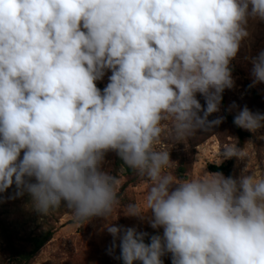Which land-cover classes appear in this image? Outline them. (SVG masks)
<instances>
[{
  "label": "clouds",
  "instance_id": "clouds-1",
  "mask_svg": "<svg viewBox=\"0 0 264 264\" xmlns=\"http://www.w3.org/2000/svg\"><path fill=\"white\" fill-rule=\"evenodd\" d=\"M249 19L264 20V0H0V193L15 184L42 216L64 202L78 221L107 220L118 203L103 168L112 151L152 182L149 223L163 229L145 243L148 233L107 224L124 264H163L166 253L172 264H264V178L178 182L163 171L169 152L154 148L169 120L178 139L223 122L208 117L234 86ZM252 64L264 82V51ZM233 122L256 133L264 113L245 106Z\"/></svg>",
  "mask_w": 264,
  "mask_h": 264
},
{
  "label": "rangeland",
  "instance_id": "rangeland-1",
  "mask_svg": "<svg viewBox=\"0 0 264 264\" xmlns=\"http://www.w3.org/2000/svg\"><path fill=\"white\" fill-rule=\"evenodd\" d=\"M246 27L249 36L241 42L236 57L230 61L234 86L225 89L226 98L232 112L238 113L247 106L252 112L264 113V82L254 83L252 75V59L264 51V20L249 19ZM111 74V70H106L103 78L96 81L101 91L109 83L108 78ZM248 86L258 94L257 100L253 99L251 94H247ZM196 98L202 107H206L201 94L197 93ZM213 114L215 119L220 117L221 107L219 112ZM210 130L211 136L206 140L203 137L201 144L192 146L187 140L189 136L178 139L172 131V121H167L165 131L154 145L156 151L169 152L171 162L163 171L172 175L177 181V167L181 162L186 166L187 179H202L210 173L207 166H219L231 160V158L224 159L220 153L222 148L237 145L234 131L224 122L213 126ZM243 130L249 134L243 146L247 156L245 159H235L234 179L238 180L243 174H252L255 179H262L264 178V128L256 133ZM200 132L203 130H198L192 136L198 139ZM22 157L23 152H21ZM103 168L117 181L115 187L118 203L114 205L107 220L104 217H94L89 221H78L64 202L60 207L51 209L46 216H42L32 207L29 193L24 191L21 196L15 195L17 191L15 184L6 192L0 193V212L12 210L9 218L15 221L21 236L46 229L55 230L51 241L38 253L32 264H118L119 247L110 251L113 237L106 228L109 223L125 228L135 227L138 232H146L148 235H162V228L153 229L149 223L151 211H148L146 196L152 182L135 170L131 174L127 173L119 162V156L112 151L106 153ZM31 182H35L34 178ZM129 204L137 205L140 211L145 213L144 218L127 215ZM2 246L3 239L0 234V264ZM171 256V253H166L161 259L166 260Z\"/></svg>",
  "mask_w": 264,
  "mask_h": 264
},
{
  "label": "trees",
  "instance_id": "trees-1",
  "mask_svg": "<svg viewBox=\"0 0 264 264\" xmlns=\"http://www.w3.org/2000/svg\"><path fill=\"white\" fill-rule=\"evenodd\" d=\"M247 94H251L253 96L252 98L255 100L259 98L258 94L254 92V90H252L249 86ZM220 107L222 109L221 116L224 117L223 122L234 131V136L237 139V144L243 148L245 141L249 138V134H247L242 128L234 124L233 120L237 112H232V110H230L225 90L222 93V101ZM208 119L214 120V114H211ZM210 131L211 130L209 129L207 131L200 132L201 135L198 139L195 138L196 136L191 135L189 136V138H187V140L190 141L192 146L199 145L202 143L203 137L204 140H206L209 136L212 135ZM235 159L236 157H232L231 160L219 166L209 165L207 166V170L210 173H222L225 177L231 176L234 178L233 168ZM119 162L122 163L123 168L127 173L131 174L133 172V169L124 165L120 157ZM176 178L178 182L187 179L186 166L181 162L177 167ZM9 213H12V210L0 212V234L3 239V246L1 248V264H32L38 253L47 245V243L51 241L54 236L55 230L46 229L41 232H31L21 236L19 229L15 226V221L12 218H9ZM153 235L155 234L147 235L145 237V243H150V238ZM119 256L118 264H124L123 260L119 259ZM162 261L163 264H172V256ZM134 264H142V262H134Z\"/></svg>",
  "mask_w": 264,
  "mask_h": 264
}]
</instances>
